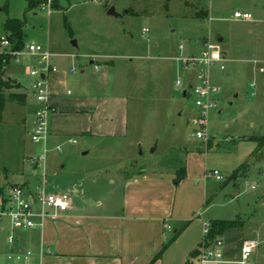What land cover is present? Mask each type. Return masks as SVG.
<instances>
[{"label":"rangeland","instance_id":"rangeland-1","mask_svg":"<svg viewBox=\"0 0 264 264\" xmlns=\"http://www.w3.org/2000/svg\"><path fill=\"white\" fill-rule=\"evenodd\" d=\"M48 1L49 7L28 10L25 0H0V38L6 19L24 17L22 46L39 44L55 56L56 65L65 72L74 68L76 72L70 76L81 80L87 94L94 88L97 95L122 100L127 105L126 136L110 142L122 159L116 163L112 160L116 155L100 153L101 140L77 131L86 118L68 115L58 122L66 130V137L59 141L56 168L49 172V152L44 154L43 144L30 139L36 111L30 95L24 107L7 101L0 123L2 185L40 183L43 166L34 171L28 163L34 157L47 158L44 178L49 191L52 187L72 189L65 186L67 182L78 190L90 187L88 177L81 185L82 168L90 167L96 175L108 163L107 172L113 173L116 166L129 171V154L142 169L163 174L174 170L175 174L186 155L194 153L208 173L216 170L223 179L181 180L174 194V214L185 222L173 225H189L188 234L199 240L203 233L201 218L237 220L242 226L220 238L227 246L256 239L259 245L250 261L264 264V144L259 140L264 136V72H259V68L264 70V0ZM50 1L57 7L51 9ZM111 7L117 17L107 14ZM236 11L251 13L253 21L234 20ZM205 40L213 52L222 54L224 69L220 70L219 64L207 68L210 82L220 91L216 107L206 117L204 141L195 136L197 127L191 121L199 113L176 58L180 53L198 56ZM72 41H76V47ZM1 54L5 56V50L0 48ZM100 57L110 59L113 67L105 69L97 64ZM31 63L36 62L31 59ZM20 65L13 64L10 72L16 70L31 85L34 80L26 77V66ZM84 68V75H80ZM6 77L15 83L7 93L18 98L22 88L7 71ZM72 82L69 93L65 90L70 99L76 93ZM47 88L49 91V81ZM183 90L188 91L186 96ZM84 151H89L88 155L82 156ZM238 168L236 177L231 178ZM199 212L201 218L197 217ZM5 238L6 233L0 231V247ZM6 263L0 255V264Z\"/></svg>","mask_w":264,"mask_h":264},{"label":"crops","instance_id":"crops-1","mask_svg":"<svg viewBox=\"0 0 264 264\" xmlns=\"http://www.w3.org/2000/svg\"><path fill=\"white\" fill-rule=\"evenodd\" d=\"M218 41L222 42L223 39ZM206 42L208 41L205 40L203 45ZM178 58L176 61L180 64ZM100 59L101 62L97 64H102L105 69L113 67L110 59L106 57ZM51 63L57 68V72L49 74L47 78L48 103L55 112L49 117V135L43 143L44 154L49 152V172L56 168L55 158L61 152L59 141L66 137V130L59 127L58 122L68 115L85 117L84 125L76 127V129L80 128L77 129L78 133L87 138L101 140L100 153L116 155L112 160L117 163L122 158L119 157V150L110 142L126 136L127 105L116 97L97 95L94 88L91 94H87V89L81 88V80H73L70 76L76 71L70 72V68L65 72L62 67H58L53 54ZM93 63L94 61H90L89 64ZM13 64L8 66L7 74L22 88L21 95L25 100L22 104L11 103L24 107L31 95L37 110L39 105L30 90V83H25L23 78L15 73L16 70L14 73L10 72ZM19 64L26 66V77L30 80L27 68L28 65H33L31 60L24 59ZM260 69L263 68H259L260 73L264 72ZM95 70L99 71V67L95 66ZM85 71L86 68L80 70V75H84ZM184 75L188 87L193 83V78L190 73L184 72ZM72 81H75L76 93L70 99L67 98V94ZM187 93L183 90V96ZM23 121L26 122L25 119ZM34 121L35 114L31 121L32 126ZM70 140L74 139H69L68 142L76 144V141L72 143ZM88 153L89 151H84L81 155L86 156ZM42 158L40 166H43L42 175L46 177L47 158L46 156ZM128 162L129 171L117 169L116 166L113 173L107 172L106 169L111 165L108 163L104 168L101 166L100 172L96 175L90 167L82 168L84 175L81 177V185H84L88 177L87 185L90 187H82L78 190L67 182L65 186L72 189L65 187L49 189L52 193H71L70 208L57 218L44 221L41 227L16 232L13 246H9L5 238L4 245L0 247V252L3 253L0 255L6 259L11 252L26 249L31 252V257L24 264H203L199 261L198 254L195 255L202 238L198 240L189 235V225L175 228L173 223L180 225L185 222L184 218L174 214V194L181 183V180L175 183L178 170L184 169L182 180L188 181L192 178L206 180L209 177H206L208 171L204 163L200 162L196 154L189 153L186 155L184 165L176 169L175 174L174 170L172 173L163 174L138 167L132 154L128 155L126 163ZM40 166L31 168L36 171ZM0 185L5 189L18 184L3 182L2 185L0 182ZM201 215L199 212L197 217L201 218ZM201 221L203 223L202 218ZM0 231L5 232L7 237L9 232L7 227L0 228ZM241 243L227 246L224 242L223 259L205 264H237ZM248 264H253L250 259Z\"/></svg>","mask_w":264,"mask_h":264},{"label":"built area","instance_id":"built-area-1","mask_svg":"<svg viewBox=\"0 0 264 264\" xmlns=\"http://www.w3.org/2000/svg\"><path fill=\"white\" fill-rule=\"evenodd\" d=\"M44 6L49 7V1ZM233 19L250 22L253 21V16L249 12L236 11L233 13ZM0 48L5 50V53L10 56V61L14 64H19L24 59H34L36 62L33 65H28L27 68V75L34 80L30 85V90L39 105L29 134L33 143L43 144L49 135V117L55 112L48 103L49 92L47 88L49 74L57 72V68L51 63L52 54L35 43L26 44L21 50H11V44L6 35L0 38ZM178 61L182 70L190 73L193 78V83L188 85V89H190V95L194 96V105L199 114L191 123L197 127V130L194 131L196 138L205 141L207 137L203 129L206 126V117L209 110L216 107L215 98L220 91L210 82L207 68L219 64L220 70H223L224 59L221 53L213 52L206 42L204 49L200 51L198 56H179ZM260 71L262 72L263 69ZM70 72H75V69L71 68ZM176 85L181 86V82H177ZM250 87L253 88L254 85L252 84ZM185 92L188 91L185 90ZM70 141L75 143V140ZM42 161L43 158L40 157L28 159L30 167L33 168L40 166ZM206 177H214L219 181L223 179L216 170L207 173ZM41 178V182L34 186L29 184L11 185L0 193V228L7 227L9 229L6 237L9 246L14 245L16 232L41 227L44 221L57 218L71 206V193L49 192L44 176L42 175ZM202 225L203 237L197 255L199 261L205 264L222 260L224 242L221 238L209 240L210 223L203 221ZM258 245L256 239L243 240L239 247L236 263L248 264ZM30 257V251L18 249L6 256V264H24Z\"/></svg>","mask_w":264,"mask_h":264},{"label":"trees","instance_id":"trees-1","mask_svg":"<svg viewBox=\"0 0 264 264\" xmlns=\"http://www.w3.org/2000/svg\"><path fill=\"white\" fill-rule=\"evenodd\" d=\"M27 3L28 10L35 9L38 7H42L48 3V0H25ZM87 1V0H85ZM57 5L55 2L50 1V8H56ZM25 25V18L22 19H6L3 25L4 34L9 39L11 44V50H21L24 46H22L23 39V29ZM10 61V56L5 53V56L0 55V123L3 122V113L6 107L7 101L15 102L17 104H22L25 100V97L20 95L18 98L10 93H7V90L15 85L14 81H11L8 77H6L7 66ZM17 87H19L17 85ZM264 144V136L259 139ZM259 143V142H258ZM238 170H235L231 178H235ZM184 177V169L181 168L177 172V176L175 179V183H178ZM4 188L0 185V193L3 192ZM210 230H209V240H215L220 238L224 233L230 232L232 229L237 228L240 225L237 220H211ZM172 241V239H171ZM165 248V246L163 247ZM198 254V251L195 252V255Z\"/></svg>","mask_w":264,"mask_h":264},{"label":"water","instance_id":"water-1","mask_svg":"<svg viewBox=\"0 0 264 264\" xmlns=\"http://www.w3.org/2000/svg\"><path fill=\"white\" fill-rule=\"evenodd\" d=\"M108 15H111V16H114V17H117V14H115L114 12V8L111 7L109 8L108 12H107ZM71 44L76 47V42L75 41H72ZM41 78H43V76H41Z\"/></svg>","mask_w":264,"mask_h":264}]
</instances>
